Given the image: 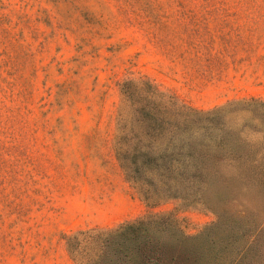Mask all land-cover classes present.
Wrapping results in <instances>:
<instances>
[{
	"label": "rangeland",
	"instance_id": "1",
	"mask_svg": "<svg viewBox=\"0 0 264 264\" xmlns=\"http://www.w3.org/2000/svg\"><path fill=\"white\" fill-rule=\"evenodd\" d=\"M249 161L264 0H0V264H90L142 218L223 234L262 213Z\"/></svg>",
	"mask_w": 264,
	"mask_h": 264
},
{
	"label": "trees",
	"instance_id": "2",
	"mask_svg": "<svg viewBox=\"0 0 264 264\" xmlns=\"http://www.w3.org/2000/svg\"><path fill=\"white\" fill-rule=\"evenodd\" d=\"M158 160L156 164L161 167ZM246 164L247 171L258 177V188L263 193L264 163L249 161ZM193 178L199 183L208 182L203 173L198 172ZM261 211L259 215L233 213L230 217L234 222L223 234L219 232L222 214L218 215L216 223L196 235L185 234L174 221L165 217L127 222L105 235L101 254L90 264H244L249 256L261 260L264 207ZM207 257L211 263H206Z\"/></svg>",
	"mask_w": 264,
	"mask_h": 264
},
{
	"label": "crops",
	"instance_id": "3",
	"mask_svg": "<svg viewBox=\"0 0 264 264\" xmlns=\"http://www.w3.org/2000/svg\"><path fill=\"white\" fill-rule=\"evenodd\" d=\"M142 208V202L139 201L138 198L133 199L132 197H127L126 207L123 211L121 220L131 219L135 216L136 212H138Z\"/></svg>",
	"mask_w": 264,
	"mask_h": 264
}]
</instances>
